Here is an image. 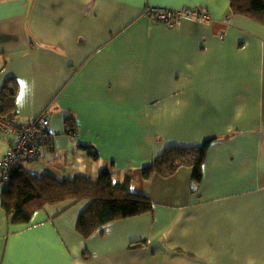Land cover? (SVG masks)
<instances>
[{"label":"crops","instance_id":"1","mask_svg":"<svg viewBox=\"0 0 264 264\" xmlns=\"http://www.w3.org/2000/svg\"><path fill=\"white\" fill-rule=\"evenodd\" d=\"M150 7L210 20L170 27ZM47 109L52 145L26 170L108 171L154 210L83 237L89 201L16 225L0 188V264H264V25L230 0H0V114L29 123ZM206 138L197 185L185 166L143 178L167 148ZM14 140L0 131V161Z\"/></svg>","mask_w":264,"mask_h":264},{"label":"trees","instance_id":"2","mask_svg":"<svg viewBox=\"0 0 264 264\" xmlns=\"http://www.w3.org/2000/svg\"><path fill=\"white\" fill-rule=\"evenodd\" d=\"M230 4L234 13L256 19L264 25V0H230ZM11 82V78L6 81L2 94L6 106L8 102L13 105L15 99L14 91L9 89ZM1 115L4 118L14 117ZM215 140L206 138L200 146L192 148H167L143 168V178L150 179L154 175L168 178L185 166L192 169V180L197 185L203 176L206 153ZM2 194L6 213L16 225L30 223L33 215L47 206L67 204L71 208L80 202L89 201V206L77 223V230L83 237H89L107 224L150 214L154 210L152 200L135 193L129 179L122 184H114L108 171L102 172L97 179L77 176L72 180H58L50 175H33L22 168L15 174L11 188Z\"/></svg>","mask_w":264,"mask_h":264},{"label":"built area","instance_id":"3","mask_svg":"<svg viewBox=\"0 0 264 264\" xmlns=\"http://www.w3.org/2000/svg\"><path fill=\"white\" fill-rule=\"evenodd\" d=\"M146 13L155 22L167 26H177L183 20L206 22L209 14L198 8H181L171 10L150 7ZM227 18L226 22L229 23ZM51 119L49 110H45L29 123H18L15 119L0 117V131L12 133L14 143L9 147L5 157L0 161V188L2 192L11 188L15 174L26 165L32 164L49 153L52 145L50 132ZM75 135V134H74Z\"/></svg>","mask_w":264,"mask_h":264},{"label":"rangeland","instance_id":"4","mask_svg":"<svg viewBox=\"0 0 264 264\" xmlns=\"http://www.w3.org/2000/svg\"><path fill=\"white\" fill-rule=\"evenodd\" d=\"M0 117H2L3 118V116L0 114ZM162 166V165H161ZM125 182V181H124Z\"/></svg>","mask_w":264,"mask_h":264}]
</instances>
